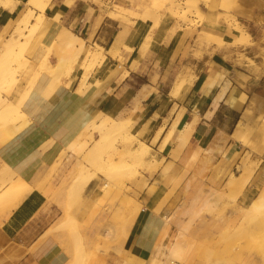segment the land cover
<instances>
[{
	"label": "rangeland",
	"instance_id": "obj_1",
	"mask_svg": "<svg viewBox=\"0 0 264 264\" xmlns=\"http://www.w3.org/2000/svg\"><path fill=\"white\" fill-rule=\"evenodd\" d=\"M154 1L156 0H69L70 4L68 3V5L74 6L77 2H81L83 4L82 17L85 21L88 20V16L98 15L99 12L102 13V15H109L118 19L121 29L123 30V32L121 30L123 40L121 39L115 46L117 53L112 58L116 59L118 63L121 61L123 65L126 61H131V69L133 68L134 70L141 71V63L135 58V54L142 57L149 56L153 43L158 39V36L155 34L158 31L165 33L167 38L177 33H183V35L188 36L189 42L184 48L183 54H185L186 49L192 47L190 43L194 46V55L198 57L204 52L210 54L213 51L221 52L225 62L221 64L220 70H214L222 75L223 80L227 81L226 87L229 84L228 79L233 75H236V81L241 79V82L247 77L242 73L243 71L247 72L254 69L257 72L260 68L264 69V29H262L264 25V10L261 7H259V9L258 7L255 8V5H250L246 0H232V4H228L229 14L232 16H230L229 21L237 23L240 28V32L236 33V36L238 35V38H236V36L231 37V34L227 32V22L221 19L222 12H219L221 10L219 8L209 9L199 1L198 7L202 14L195 15V12L191 11V14L187 17L189 19L182 20L177 16L178 14L172 15L168 11L169 9L166 10L169 6L167 3V5L162 4L156 7ZM181 1L183 0H176L175 2L180 3ZM15 3L16 1L13 0V6ZM117 3L131 8L126 9L118 5L120 6L118 9L119 12L121 13L123 11L126 13L125 18L120 19L112 15L111 11L116 9L115 4ZM68 5L67 7H69ZM28 7L27 0H25V10L28 9ZM143 9L145 11L149 9V11L151 10L150 12L155 10L153 13L158 16L155 15L156 18L153 17V19L151 17L142 18V14L140 15V13ZM179 10L180 8L177 9V11ZM206 10H210V13H206ZM181 11L182 10L179 12ZM151 16H154V14ZM197 16L203 19L200 18V20ZM244 20L252 22L253 26L247 25L244 23ZM170 25L173 26L171 27ZM62 27L65 26H60L58 29ZM171 28L177 30L174 32ZM67 29L71 30V32L73 31L70 28ZM125 30L126 32H124ZM73 33L76 32L73 31ZM9 34L10 32L8 35ZM124 34L125 38L123 36ZM55 37L56 35L54 39L50 41V43L53 41V50L49 53V62L54 64V66L58 64L56 61L58 52L64 48L62 41ZM122 41L126 47L122 46ZM82 42L85 43L84 40H82ZM96 44L97 43H94L92 47L87 44V51L81 54L78 61H72L71 59L66 60L64 59L65 56L62 57L64 63H61L59 69V78L61 81L67 79V84H71L75 79L79 78V82L82 83L81 86L84 87L83 89L95 82L103 69L104 63L102 60L104 59L106 61V56L109 54L108 51L104 50L101 46V59L97 62L88 64L86 54L87 52H92ZM246 46L256 47V59L252 57L250 59L245 56L242 49ZM23 49L21 59H24L25 63L23 64L21 60L18 63L12 62V74L15 83L10 85L8 79L0 81V95H7L9 98H15L13 97V93L19 95V92H21L24 87L30 86L31 82L33 85L30 91L35 88V86L36 89H38L37 85L39 84L40 78L46 74L47 71L44 68H37V62H40V59L35 60L36 58L31 55L32 43H27ZM254 60H256V62ZM259 60H261V62ZM67 62L70 65V69L68 68L69 65H66L68 64ZM122 63L119 64L122 65ZM67 69L69 73L66 72ZM124 70L121 71V73H119V70L115 72L116 74L119 73L117 81L122 78L121 76ZM36 71H38V73L33 79ZM173 72L174 78L179 75H184V73L178 70H174ZM151 81L153 82L155 79L153 78ZM171 83H173L172 79H167L164 87L167 88ZM98 84L99 83H97V85ZM146 88L147 93L153 91V88L149 86H146ZM141 92L142 89L137 93V96L135 95L132 99L129 107L118 106V104L123 102L124 99L122 98V100L119 101L120 103H115L112 107L109 103H106L103 109L99 111L111 116L112 119H118V117L122 119L124 115L122 120L125 121L124 124L127 126V131L129 134H133L131 137L133 138L132 141L126 145L123 144L121 137L110 136L108 138V143L103 146L104 151L101 152V156H104V159L111 160L108 161V163H111L110 169H103V167H100L96 162L93 164L85 159L88 146L91 145L94 139L99 138V133L95 130V127L91 125L90 120L83 125L81 131L73 138V140L75 139L83 143L84 146L70 149L68 143L59 150L52 163L40 172V175L37 177L38 180L34 183L33 188L39 189L43 193L46 192V194L49 195L48 201L54 203L60 211L59 215H57L55 211L54 222L43 232L41 238L48 235L53 236L64 250L67 240H70L72 244H78L84 237H93V239H89L90 241L92 240L93 246L88 252V258L92 255V260L86 258L85 261V256L84 258L82 257L83 261H81L80 264L83 262H85L84 264H95V262H98L96 264H124V261H127L128 264H146V260H148L151 254L143 258L139 256L129 257L122 251L123 246L118 254L115 252L116 249L112 247L114 243L110 241V239H113L112 237L110 238V236L112 233L117 232L118 229V231H120L122 227L120 228L118 226L124 227V223L126 224V220L129 218L125 212V205L136 201L140 204L141 209L143 206H147L149 211L161 216L164 231L167 230L168 233L170 232L174 236L176 235V231L172 226L166 224L165 215L169 216L175 209L182 206L185 196L189 195L190 197L193 194H199L203 197L207 189L212 187L221 189V187H223L222 185H224V181L228 177H226L227 172L230 171V174H243L245 173L244 170H246V172H252L240 191H237V189L231 192H228L229 190L223 192L219 191V197L210 199L208 203L202 207L198 216L188 225L185 230L184 240L190 248L188 254H191L189 257L193 261V264H264V152L258 155L256 151L249 150L237 140L239 146L236 148V151H233L231 158L226 160L224 154L223 157L214 163L212 167H209L202 176L193 175L192 167L195 159L189 160L184 169L176 176L170 174L169 164L162 166L160 174L157 175L155 172L159 166H161L163 158L157 159V155L153 150L155 148L153 145L164 130V124L157 128L155 126L158 124V119H162V113L164 112V108L168 106L170 96L168 95V97L162 101V106L152 113L151 125H153L148 127L146 124H142L141 121H139L141 118L139 117L141 111V106L139 104ZM172 113L173 112L169 111L168 115ZM247 113L251 116L253 110H249ZM263 115L264 106L253 121L247 120L245 123H242V126H240L238 130L242 129L245 133L244 135L247 136L248 139L253 141L259 140L258 138H254V136L258 135V137H260V135L264 134V127H262L261 124L264 120ZM95 118L97 119V116H94L93 120H95ZM162 121L164 122L166 119H162ZM145 128H147L148 131H145ZM158 128H161V132L155 137ZM19 131L11 133L5 141L0 143V147L7 143ZM170 134L171 133L168 132V136H170ZM179 134L180 131L176 136L175 146L177 145ZM138 140L144 141V143L149 146L144 163H135L131 155V157L123 155L128 165L132 163L131 166L124 169L115 167L120 155L124 151L128 149L135 151L136 148H138ZM110 144H114L116 149L109 151ZM175 146L173 148H175ZM183 147L184 146L179 150L180 152ZM173 148L170 151L172 157ZM179 153L173 158H176ZM77 163L83 166L82 169L94 172V177L92 179H96L97 186L92 195H85L83 191L80 195H76L75 193L69 194L68 192L69 186L78 174ZM242 163L244 165H241ZM2 166L3 164L0 165V167ZM249 166H253L251 168L254 169H250ZM219 167H221V169L217 172V168ZM189 171H191V173L188 174ZM149 177H153L155 180L148 191L151 196L150 198L142 193ZM110 181L115 182L117 186H110ZM20 183L24 184L25 182L19 175H16L11 167L9 171L3 175L0 173V206L13 198H16L17 205H20V200L33 189L24 184L25 186L19 191H7L8 186ZM187 183H189V186L185 189ZM186 193L189 194L186 195ZM95 197L97 198L95 199ZM155 207L158 208L156 211L157 213L155 212L157 209ZM141 209L132 220L130 229L141 225L140 222H138V217L142 213ZM161 209H163V212H161ZM104 224H108V226L106 227ZM103 227L105 228L102 230L104 237L100 233ZM96 244H99L98 246L101 248L96 247ZM93 247L97 248L96 252L94 251L95 255L92 254ZM104 248H106V252L101 250H104Z\"/></svg>",
	"mask_w": 264,
	"mask_h": 264
},
{
	"label": "crops",
	"instance_id": "obj_2",
	"mask_svg": "<svg viewBox=\"0 0 264 264\" xmlns=\"http://www.w3.org/2000/svg\"><path fill=\"white\" fill-rule=\"evenodd\" d=\"M15 1L12 10L0 5V33L4 34L5 28L12 26L15 19L25 10V0ZM61 4L62 0H52V4L46 8V15L57 11L60 17L58 21L51 22L49 28L36 31V44L50 43L55 36L53 29L65 26L75 31V34L91 47L97 43L104 50L115 48L116 44L113 45L112 40L122 30L118 19L103 14L98 22V15L88 16L85 21L82 17L81 2L65 8L61 7ZM117 4L122 8L131 9ZM206 13H210V10H206ZM244 23L253 26L250 21L244 20ZM155 34L158 39L153 43L149 56L135 54V58L141 63V71L132 70L131 61H126L122 67L127 73L118 81L119 75L116 73L108 78L104 77L119 64L116 59L107 55L97 78L99 84H90L82 92L77 87L79 78L71 84H67V79H64L60 92L47 98L43 97L35 86L25 102L29 122L0 147V165L7 163L26 186L33 188L40 172L52 163L59 150L67 145L106 103L112 107L123 98V102H119L118 106L129 107L141 89L139 121L152 126L151 115L162 106V101L168 97L172 86L171 83L165 88L166 80L172 79L174 82L177 77L174 78V70L184 73L180 77L189 73H193L195 77L182 100L169 97L168 106L162 113V119L166 121L164 123L162 119H158L155 126L157 128L164 124V130L153 145L157 159L163 158L155 174H160L162 166L169 164L170 174L176 176L184 169L198 147L201 148L193 163V175L205 174L224 154L226 160L231 158L233 151L239 146L235 138L239 135V127L247 120L253 121L264 106V69L260 68L257 72L254 69L243 71L247 77L241 82V79L235 80L236 75L231 76L228 86L213 107L211 99L220 91L221 83L213 87L206 99L196 98L200 95V88L206 76L220 70L221 64L225 62L223 54L219 51H213L211 54L204 52L198 57L194 55L192 43V47L186 49L183 54L189 42L188 36L177 33L167 38L163 32L158 31ZM255 49L256 47L246 46L242 51L246 57L256 59ZM119 71L121 73L122 70ZM153 78L155 81L152 82ZM146 86L153 88V91L147 93ZM16 96L18 95L13 93V97ZM249 110H253V114L248 117L246 115H249ZM169 111L173 113L168 115ZM194 116L198 118L193 125L190 139L179 155L173 158L170 151L175 146L176 136ZM168 132L171 133L170 136ZM49 140H52V143H49ZM42 144L47 145L44 150H41ZM217 169L219 172L221 167ZM229 174L230 171L226 177ZM154 181L153 177H149L142 190L148 198L151 197L148 191ZM24 184L10 185L7 191H19ZM96 186V179H91L83 194L92 195ZM48 196L46 192L33 188L20 200V205H17L16 198H13L0 206V264H64L67 261V253L53 236L41 238L43 232L54 222L55 211L57 215L60 214L58 207L48 201ZM141 210L142 213L138 217L141 225L129 230L123 244L122 251L129 257L149 256L164 233L161 216L149 211L147 206H143Z\"/></svg>",
	"mask_w": 264,
	"mask_h": 264
},
{
	"label": "bare ground",
	"instance_id": "obj_3",
	"mask_svg": "<svg viewBox=\"0 0 264 264\" xmlns=\"http://www.w3.org/2000/svg\"><path fill=\"white\" fill-rule=\"evenodd\" d=\"M175 1L176 0H163V1L156 0V1H154V5L156 7H158L162 4L167 3L169 6L166 8V10L169 9L168 11L172 15L178 14L177 16H179L180 19L186 20V19H189L187 17L189 14H191V11H194L195 15H197V14L201 15L202 14L201 10L198 7V2L200 1V2H202L201 4H204V6H207L209 9H214V8L221 9L219 11L220 13L222 12L221 19H224L223 21L227 22L226 29H227V32L229 34H231L230 35L231 37L236 36V33L240 32L239 25L235 22L229 21L231 15L229 14L228 4L231 5L232 0H183L180 3L175 2ZM246 1L249 2L250 5H255V8L258 7V9H259V7H261L264 10V0H246ZM68 3H69V0H63L61 7H64V8L67 7ZM27 4L29 5L28 9L24 10L21 13V15L19 14L20 16L17 19H15L12 26H7L5 28V31H4L5 35L3 34V32L0 33V81H4L5 79H8L10 85H13L15 83V79H14L13 74H12V71H13L12 70V66H13L12 62L14 61L15 63H18L21 60L23 64L25 63V60L21 59L22 58V52L24 50L23 48L27 43L31 42L32 43L31 55L33 57H35L36 59L38 58V60L40 59V62H37L38 63L37 68L42 67V69L44 68L47 71L46 74H44L40 78L39 84L37 85L38 91L39 92L41 91L43 97L47 98V97H51L52 95H54L57 92H60V90L62 88L63 83H61L62 81L59 78L60 65H61V63L62 64L64 63V60L62 59V57L65 56L64 59H66V60L71 59L72 61H78L80 59L81 54H83L87 51V44L82 42L83 39L81 37H79L78 35L71 32L69 29H67L65 27H62L60 29H58V28L53 29V31L56 35L55 38H57L58 40H61L63 47H64L63 50H60L58 52V54L56 56V61L58 62V64L57 65L55 64V66H54V64H51L49 62V53H50V51L53 50V43H52L53 41L51 43L46 44V45L36 44L34 41V37H35L36 31L49 28L51 22L53 23V21L54 22L58 21L60 14L57 11H53L49 15L45 14V10L48 6H50L52 4V0H27ZM0 5H2V7L6 6V7H8V9L12 10L13 0H0ZM115 7H116V9L111 11L112 15L116 16L120 19L125 18L126 13H124L123 11L120 13L118 10L120 8V6H118V4H115ZM178 8H180V10H182V11L181 12H179L180 10L177 11ZM34 10H36V11H34ZM150 11H149V9H148V11H145L143 9L142 12L140 13V15L142 14L141 17L142 18L151 17L153 19V17H155V15L158 16L157 14L153 13L155 10L152 12H150ZM153 14H154V16H151ZM102 16H103L102 13L99 12L98 16H97V22L102 18ZM110 17H112V16H110ZM198 18L200 19L202 17H198ZM219 21L221 23L220 19H219ZM97 22H96V24H97ZM154 22H156V21H154ZM208 23H209V20H208ZM262 29H264V25L262 26ZM126 30L124 32H126ZM171 30H173V28H171ZM176 30H173V31L175 32ZM9 32H10V34L8 35ZM122 32H123V30H122ZM122 32H119V34L117 33L116 34L117 36L115 35L114 40H112L113 45H115V44L117 45V43H119L120 40L123 38ZM125 34L123 35L124 38H125ZM91 35L92 34H90V36ZM239 35H241V34H239ZM236 38H238V35L236 36ZM32 41H34V42H32ZM122 46H125L123 41H122ZM127 48H128V46H127ZM101 49H102V47L99 44H96V47L94 48V50H92V52L91 51L87 52L86 58L88 59V64H91L92 62H97L101 59V54H102ZM107 51L111 57H113L117 53L116 47L113 48L112 50L107 49ZM118 57H119V55H118ZM102 62L105 63V60L103 59ZM119 63H122V62L120 61ZM66 65H69V63ZM122 65H123V63H122ZM122 65L118 64L115 68H113L111 71H109V73L107 75H105L104 77L108 78L111 75H114L116 71L122 69L121 68ZM69 67H70V65L68 66V68ZM263 67H264V59H263ZM132 70H133V68H132ZM66 72L69 73L68 69ZM37 73H38V71H36L35 75L33 76V79ZM126 73H127V71L124 70L123 75L121 77H123ZM194 77H195V75L193 73H189L185 77H180V75L177 76L175 78L174 82L172 83V86L168 92V95L170 97L176 99V100H182L183 95L187 92L190 85L192 84ZM33 79H32V81H33ZM82 80H83V78H82ZM97 83H99L98 79H96L95 82H93L91 84L97 85ZM218 83H221L220 91L215 96H212V99H211L212 106L215 107V105L217 104V101L221 97V95H222V93L226 87V83H227L226 80L222 79V75L218 72H215L213 74H208L206 76V78L204 79V81L201 85V88H200V93H199L200 95L196 98V100L197 99L203 100V99H206L207 97H209L211 92H212L213 87L215 85H217ZM81 84L82 83L79 82V86H77L78 90L80 92H82L84 90L83 89L84 87L81 86ZM32 85L33 84L31 82L30 86H26V88L24 87V89H22V91L19 92V95L16 96L15 98H9L7 95H0V143L2 141H5L11 133H15V132L21 130L22 128H24L28 124L29 118H28V115H26L27 114V110H26L27 104L25 102L28 99L27 98L28 93H29L30 89L32 88ZM120 115H118V116H120ZM95 116H97V119L95 118V120H93V118H94L93 117L91 119V125L93 127H95V130L99 133V138L94 139L92 141L91 145L88 146L86 154H85V159L88 162L93 163V164L96 162V164L100 165V167L102 166L103 169L108 170L111 168V163H108V161H111V160L106 159V158L104 159V156L103 157L101 156V152L104 151L103 146H105L108 143V138L110 136L111 137H121L123 140V144L126 145L127 143H130L132 141L133 138H131V137L133 134L131 135L127 131V126H125V124H124L125 121L122 120L124 118V115H123V118L121 117L122 119H119V117H118V119L117 118L112 119L111 116H109L105 113H101V112H97V114ZM246 116L249 117L250 115H246ZM263 117H264V115H263ZM125 118H127V117H125ZM197 118L194 116V118L190 122L188 121V123L180 131V134L177 138V145L175 146V148H173V151H172L173 157H175L180 152L179 150L181 149V147L185 146L186 143L188 142V140L190 139V134L193 130V125L196 122L195 120ZM242 118H244V117H242ZM261 124H262V127H264V120L262 121ZM128 127H129V125H128ZM145 131H148V129L145 128ZM160 132H161V128H158V130L155 133V137L158 136V134ZM238 132H239V135H236L235 138L238 141H240L243 146L247 147L249 150L256 151L258 155H261L264 152V134L260 135V137H258V135L254 136V138H258L259 140L253 141L251 139H248L247 136L244 135L245 133L242 131V129L238 130ZM125 140H127V141H125ZM48 142L52 143V140H49ZM138 143H139V146H138V148H136L135 151H131L130 149H128L120 155L117 163L115 164V167H121L124 169V168H128L129 166H131L132 163L128 165L126 160H124L123 155H127L128 157L131 155L133 158V162H135V163H139V164L144 163L145 155L148 152L149 146L147 144H145L144 141H142V140H138ZM46 146H47L46 144H42L41 150H44ZM68 146L70 149H74V148H81L84 145H83V143H80L79 141L72 139L69 142ZM200 148L201 147H198L192 153L189 160H194L196 158ZM115 149H116V147L114 144L109 145V151L115 150ZM156 161H159V160H156ZM2 164H3V166L0 167L1 175L8 172L10 169V166L7 163H2ZM77 165H78V171H77L78 174L75 177V179L73 180V182L71 183V185L69 186L68 192H69V194L75 193L76 195H80V193L83 191L84 187L94 177V172L82 169L83 166L80 163H77ZM241 165H244V164L242 163ZM253 166H249L250 169H252L251 167H253ZM245 169H248V168H245ZM244 172L245 173H243V174H245V175H243L242 173H239V174H232L231 173V174H229L228 177L225 179L224 185H222L223 187H221V189L213 188V187L209 188L206 190V194L203 197H201L199 194H195V195L193 194L189 197V195H188L189 193H186V195H188V196H185V199L182 202V206L175 209L169 216L165 215L166 224L168 226H172L175 229L176 235L173 236V234H171L170 232L168 233V231L165 230L163 233L162 239L155 245V247L151 253V256L148 258V260H146V264H193V261L189 257L191 254H188L190 252L189 251L190 248L185 243V240H184L185 230L187 229L188 225L192 222V220L196 216H198L202 207L204 205H206L210 199L219 197V194H220L219 191L223 192V191L229 190L228 192H231V191H234V189L235 190L237 189V191L238 190L240 191V189L243 187V185L246 184L245 182L248 180L252 171L246 172V170H244ZM110 182H111L110 186H114V187L117 186L115 182H113V181H110ZM188 186H189V183H187L185 185V189H187ZM97 197H95V199ZM155 208H157V207H155ZM140 209H141L140 204L136 201H133L131 204L125 205V212L128 215L127 217H129L128 220H126L127 223L126 224L124 223V227L118 226L120 228L122 227V229H120V231H118L119 230L118 229L117 232L112 233V235L110 236V238L111 237L113 238V239H110V241H112L114 243V246L112 245V247H114L116 249L115 252H117V254L120 252V250H121V248L125 242V239L128 235L132 220L138 214ZM157 210H158V208L155 210V212ZM124 217H126V216H124ZM124 217H123V219H124ZM185 218H187V219H185ZM104 226L107 227L108 224L107 225L104 224ZM113 228H114V226H113ZM104 229L105 228L103 227V229H101V232H100L102 236L104 235V233L102 232V230H104ZM172 237H174V238H172ZM89 239H93V237H91V236H90V238L84 237V239H81V241H79L78 244H72V242L70 240H67L66 244H65L64 251L67 253L68 259L64 264H80V262L83 261L82 257L84 258L85 256L86 257L84 258V260L86 258L92 260V257H91L92 255H90V258H88V255H89L88 252H89V250L92 249V246H93L92 240L90 241ZM98 245L99 244H96V247L99 248L100 246H98ZM96 247H93L92 254H94L96 252V249H97ZM106 248H104V250L103 249H101V250L105 251ZM91 260H90V263H91ZM84 263L85 262H83L82 264H84ZM124 264H128V262L124 261ZM236 264H240V263H236Z\"/></svg>",
	"mask_w": 264,
	"mask_h": 264
},
{
	"label": "built area",
	"instance_id": "obj_4",
	"mask_svg": "<svg viewBox=\"0 0 264 264\" xmlns=\"http://www.w3.org/2000/svg\"><path fill=\"white\" fill-rule=\"evenodd\" d=\"M106 1H114V0H106Z\"/></svg>",
	"mask_w": 264,
	"mask_h": 264
}]
</instances>
